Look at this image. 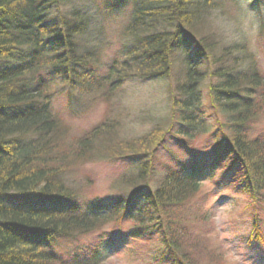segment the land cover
Wrapping results in <instances>:
<instances>
[{
    "label": "trees",
    "instance_id": "1",
    "mask_svg": "<svg viewBox=\"0 0 264 264\" xmlns=\"http://www.w3.org/2000/svg\"><path fill=\"white\" fill-rule=\"evenodd\" d=\"M137 2L125 31L133 44L99 75L106 45L101 39L84 51L79 40L91 22L80 11L68 20L53 14L62 0H0V264H103L108 240L131 259L227 264L207 238L212 217L200 179L207 167L194 147L204 137L215 154L211 171L234 175L254 218L251 242L264 244V66L247 44L222 45L209 23L214 0ZM180 52L182 82L172 78ZM167 79L173 111L140 139L112 141L107 122L70 137L55 107L58 96L76 92L109 105L132 80ZM169 138L172 158L160 164ZM182 154L197 161L184 165ZM98 159L137 163L138 172L116 180L117 198L84 206L61 177L71 162ZM89 235L97 247L84 260L58 253V242Z\"/></svg>",
    "mask_w": 264,
    "mask_h": 264
},
{
    "label": "rangeland",
    "instance_id": "2",
    "mask_svg": "<svg viewBox=\"0 0 264 264\" xmlns=\"http://www.w3.org/2000/svg\"><path fill=\"white\" fill-rule=\"evenodd\" d=\"M245 2L252 15L264 23V0H245ZM213 4L214 7L210 9L211 14L217 11L233 12L235 10V0H214ZM137 6V0H70L67 6L56 9L53 14L57 16L59 12H62V15L68 17L73 11H80L82 16L85 15L90 20L88 34L81 37L79 41L86 52L91 46L96 45V42L103 40L106 46L98 59L101 71L99 66L96 67V72L100 75L106 72L116 55H121L124 49H128L133 44L132 38L128 37L125 31ZM107 7L112 10H107ZM221 42L224 47L229 48L247 44L249 51L255 53L264 66V29L251 43L229 45L222 40ZM197 51L198 46L194 45L191 52L196 54ZM182 56L180 52L175 58L177 60L172 76V78H179L180 82L183 81V66L178 59H183ZM240 56V53H235L232 59ZM171 85L170 79L132 80L112 98L109 105L95 100L94 96L87 97L76 92L72 99L63 95L58 96L55 107L62 112L64 126L67 127L70 137H82L107 122L112 130L110 137L112 141L118 143L121 140L140 139L159 125H164L170 117L173 111ZM206 90L204 88V96L207 98L209 93ZM65 94L70 95L68 87H65ZM211 119L215 120L216 116L213 115ZM259 123L260 127H264V116ZM172 143V139L169 138L167 147L161 148L158 152L157 162L168 164V160L172 158ZM194 147L198 149L199 159L206 160L207 168L200 179L204 187L203 192L209 194L205 210L212 217V226L207 233L212 248L221 252L227 264H264V244L251 242L255 228L253 215L248 208L247 195L234 185V175L211 171L210 167L215 160V154L209 139L202 138ZM173 149L181 153L180 149ZM182 156L184 165L190 166L197 161L195 157L183 154ZM76 167L77 163L71 162L69 172L61 178L66 181L69 188L80 192V201L84 206L97 197L101 201L117 198L121 194V187L112 188L116 180L125 175L135 176L138 172L137 163L106 159H98L77 169ZM163 174L164 172H160L157 177ZM261 216L264 222V210ZM108 242L107 246L101 249L100 256L103 264H158L143 256L131 259L125 251L119 250L117 244H111L110 240ZM56 245L60 255H70L71 257L68 258L74 261L75 257L81 258L84 252L87 253L89 248L96 249L97 237L89 235L80 238L77 243L58 242ZM81 260L84 259L81 258Z\"/></svg>",
    "mask_w": 264,
    "mask_h": 264
},
{
    "label": "clouds",
    "instance_id": "3",
    "mask_svg": "<svg viewBox=\"0 0 264 264\" xmlns=\"http://www.w3.org/2000/svg\"><path fill=\"white\" fill-rule=\"evenodd\" d=\"M209 23L218 38L229 45L254 42L259 32L264 29V23L247 9L245 0H235L233 12H214Z\"/></svg>",
    "mask_w": 264,
    "mask_h": 264
},
{
    "label": "bare ground",
    "instance_id": "4",
    "mask_svg": "<svg viewBox=\"0 0 264 264\" xmlns=\"http://www.w3.org/2000/svg\"><path fill=\"white\" fill-rule=\"evenodd\" d=\"M70 0H62L63 6H67ZM55 15V14H54ZM58 16V15H57ZM68 20L70 19V16L66 17ZM86 22V21H85ZM87 35V34H86ZM84 35V36H86ZM83 37V36H82ZM127 50V49H126ZM125 49L123 50L124 52L126 51ZM21 62V60H20Z\"/></svg>",
    "mask_w": 264,
    "mask_h": 264
}]
</instances>
